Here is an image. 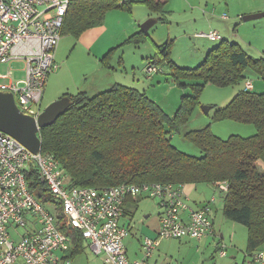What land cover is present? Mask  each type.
<instances>
[{
	"label": "trees",
	"instance_id": "trees-1",
	"mask_svg": "<svg viewBox=\"0 0 264 264\" xmlns=\"http://www.w3.org/2000/svg\"><path fill=\"white\" fill-rule=\"evenodd\" d=\"M131 2L72 0L62 35L71 32L81 36L87 29L100 25L107 10L115 6L130 9ZM146 3L151 10L160 11L167 2ZM147 36L140 30L128 41L141 43ZM149 64L170 68L174 83L193 89L192 94L182 96L174 116L145 91L122 83L93 95L79 91L69 95L68 109L41 130L43 152L53 154L77 186L208 182L216 187V182L227 181V191L216 188L223 200L222 212L227 219L248 227L246 256L251 257L264 244V172L258 166L259 161L264 162V92L246 87V71L251 67L264 80V56L253 58L238 43L222 37L194 68L178 65L171 58L169 41L159 46L157 56ZM242 81L245 88L225 106L216 107L214 118L252 124L256 128L254 135L233 134L223 139L209 126L185 129L199 105L198 93L206 85L231 86ZM181 131L201 149L202 156L189 155L172 143V134ZM26 175L28 186L38 199L47 207L56 205L57 226L70 248L78 251L85 240L82 233L65 223L62 206L53 201L38 169L31 167ZM138 198L142 197H130L128 201L134 200L137 207ZM183 238L188 237L172 239Z\"/></svg>",
	"mask_w": 264,
	"mask_h": 264
},
{
	"label": "built area",
	"instance_id": "built-area-1",
	"mask_svg": "<svg viewBox=\"0 0 264 264\" xmlns=\"http://www.w3.org/2000/svg\"><path fill=\"white\" fill-rule=\"evenodd\" d=\"M71 1L0 0V91L12 93L20 112L36 121L43 111L49 76L60 67L55 52ZM202 35L222 39L217 30ZM161 71L158 65L145 67L147 75ZM246 87L253 88L252 80L246 81ZM39 134L41 137V130ZM31 167L38 169L53 201L62 206L65 223L82 233L91 251L105 264H146L158 238L201 240L214 232L210 205H190L185 184L73 185L53 154L43 152L42 147L34 153L0 130V264H71L70 258L59 254L70 246L57 226L56 214L28 186L26 172ZM215 185L222 191L229 187L227 181ZM147 196L162 209L160 227L156 238L143 237L144 257L132 259L125 246L130 228L122 224V218L130 197ZM219 254L227 255L225 245L219 248ZM251 259L264 264V247Z\"/></svg>",
	"mask_w": 264,
	"mask_h": 264
},
{
	"label": "rangeland",
	"instance_id": "rangeland-1",
	"mask_svg": "<svg viewBox=\"0 0 264 264\" xmlns=\"http://www.w3.org/2000/svg\"><path fill=\"white\" fill-rule=\"evenodd\" d=\"M209 4L208 8L194 9L192 4L187 5L182 0H175V12L172 17L170 16L169 20H159L153 25L148 32H145L148 36L141 43L128 40L141 30L140 26L145 21L156 17V15H149L147 6L140 1L134 2L130 9L116 6L110 8L106 11L103 22L87 29L82 33V36L71 32L64 33L55 52V60L60 65L59 71L56 70L50 74L42 102L43 109L65 95H75L79 91L93 90L94 88H99L101 91L106 90L111 86L107 84V79L111 77L115 82L140 90L145 89L146 91L147 87V92L149 89V92L155 94L160 91V98L157 102L169 115L174 116L181 105L182 96L185 93L192 94L193 89L190 85L183 87L176 83L175 88H169V84L165 81L166 75L170 72L168 67H163L160 74H155V76H160L149 79L151 75H147L144 68L150 60L157 56L159 46L169 41L171 58L183 67L194 68L203 61L209 49L221 41V39L211 41L207 36L200 37V34L218 30L223 39L238 43L253 58L264 56V26H260L264 22V17L244 21L238 13L241 8L240 0H230V7L227 6L226 0H210ZM216 7L217 12H215ZM159 12L157 10V13ZM160 15L163 17L162 14ZM204 16L208 17L209 24ZM163 18L165 19V17ZM207 24L208 27H204ZM108 73H112V75L109 76ZM246 74L248 79L252 80V90L264 92V80L251 67L247 68ZM133 78L135 79L133 80ZM244 86L245 81L231 86L206 85L198 93L199 105L185 129L197 130L209 126L215 135L223 139L233 134L254 135L256 128L252 124L233 120L217 121L214 118V109L228 104ZM51 98L56 99L52 101ZM202 106H213L214 108L205 113ZM172 143L189 155H203L201 149L185 138L182 131L172 134ZM196 187V191L192 194L193 200L189 196L191 203L194 204L197 200L196 202L203 201V203L213 206L215 210L221 207V193L216 187L214 189L208 182H201ZM213 196L216 197V202L212 201ZM55 207V204L48 205L53 213L57 211ZM161 211L162 209L154 198L142 197L138 201L135 214L123 220L131 227L130 238H125L129 256H132L131 247L137 246L140 258L144 257L141 248L142 239L147 236V228L154 230L156 226H159L158 217ZM220 213L222 214V212ZM226 221L233 223L230 220ZM242 225L240 223V226L244 227ZM19 230L24 232V228H19ZM238 232L240 233L239 230ZM162 239V245L158 247V250L169 253L168 260L176 263L177 259L180 260L176 257L178 251L181 250L179 239ZM226 249L230 259L228 247ZM215 255L218 258V254L215 253Z\"/></svg>",
	"mask_w": 264,
	"mask_h": 264
},
{
	"label": "crops",
	"instance_id": "crops-1",
	"mask_svg": "<svg viewBox=\"0 0 264 264\" xmlns=\"http://www.w3.org/2000/svg\"><path fill=\"white\" fill-rule=\"evenodd\" d=\"M136 1L143 2L149 10V15H152V14L156 15V18H158L157 22H159V20H161V19L162 20H166V19L169 20V17L170 16L172 17V15L175 12V0H157V1H161V2H167L164 5V7L161 8L159 13H157V11L151 10V8L146 3V1H148V0H132L131 4H134V2H136ZM182 1L184 3H186L187 5L192 4L194 9H201V7L208 8L210 6V4H209L210 0H182ZM226 2H227V6L229 5V7H230V0H226ZM240 2H241V8H240L238 13H240L239 15L242 18L244 15H247V14H252V13L264 11V0H240ZM215 12H217V7L215 9ZM160 14H162L163 17H165V19ZM207 14H208V12H207ZM210 17H212V16H210ZM225 17H227V16H225ZM159 18H161V19H159ZM204 18L207 20V23H208V17L204 16ZM208 24L205 25L204 27H208ZM260 26H264V22H262ZM200 37H206V36H200ZM156 74H160V73H156ZM108 75L111 76L112 73H108ZM128 76H131V75H128ZM156 76H160V75H156ZM156 76H155V74H153L150 76L149 79H153ZM49 79H48V82H49ZM134 79L135 78H133V80ZM159 79L161 80V77ZM107 81H108L107 84L111 85V86H113L115 83H118V82H115L113 80V78H111V77L109 79H107ZM165 81L167 82V84H169L168 85L169 88H171V87L175 88L176 87V84L174 82H172V80H171L170 72L166 75ZM48 82H47V85L45 88V93H46V90L48 87ZM159 83H162V82L159 81ZM103 87H104V84H103ZM166 87L167 86L165 85V88ZM244 88H245V86H244ZM82 91H85L90 95H93V94L100 92L101 90H99V88H94L93 90L87 89V90H82ZM143 91H145V89ZM149 91H150V89L147 92V87H146L145 92L147 93V95L157 102L158 99L160 98V91H158L157 94H155L154 92H149ZM44 97H45V95H44ZM51 99L53 101L56 98H51ZM258 166H259V169L264 172V162L259 161ZM196 186H198V184H193V183L185 184V190H186L187 194H189V196L191 197V200H193V197H194L192 194L197 189ZM211 186H213V188L215 189L214 184H211ZM213 197H215V196H213ZM138 199H140V198H138ZM191 200L189 201V203H190V205H192L194 207L198 208V207H202V206L206 205V203H203V201L200 203L196 202L197 200H195V203L193 204V203H191ZM216 200L217 199L215 197L214 202H216ZM221 200H222V197H221ZM127 204H128L127 205V209H128L127 211L128 212L122 218V224L131 228L130 224H128V225L125 224V222H123V220L125 218L132 217L135 214L137 207H135L134 200H132V199H130ZM210 207L212 209L211 214H212V218H213V222H214V230H215V232L213 234L207 235L201 240H195V239H190V238L179 239V243H180L179 247L181 248V250L178 251V255H176V257L180 258V260L177 259L176 263H173L172 261L168 260L169 253L162 252L161 250H158L159 249L158 247H160L162 245L161 240H163V239L158 238L156 247H155L152 255L147 259L146 263L147 264H256L255 262L252 261L251 257L246 256V249H247V242H248V227L245 225H242V224L241 225L244 227H241L240 223L236 222V221L230 220L231 222H233L232 224L229 223V221H226L229 219H227L223 215V212H222L221 207H223V200L221 201V207L216 208V210L213 206L210 205ZM220 212H222V214ZM158 221H159V226H156L154 230L152 228H147V236L152 237V238L157 237V233H158V230L160 227V213H159ZM228 224H230V225H228ZM238 230L240 231V233L238 232ZM128 237L130 238V234L126 237V239ZM141 245H142V242H141ZM222 245H225L226 248L228 247V249H229L228 251H229V254L231 256L230 259H229V255L228 256L227 255L226 256L219 255V248ZM125 246H126V244H125ZM80 247L81 248H79L78 251H75L71 247L67 252H61L59 254L63 257H69L71 259V264H105L103 262V260L101 259V257L95 255L91 251L90 246L88 244V241L84 240ZM262 247H264V244ZM141 248H142V246H141ZM126 249L128 252L127 246H126ZM131 249H132V256H129V255L128 256L132 259L140 258L141 255L138 252L137 246H134L133 248L131 247ZM215 253L218 254V258L216 257Z\"/></svg>",
	"mask_w": 264,
	"mask_h": 264
},
{
	"label": "water",
	"instance_id": "water-1",
	"mask_svg": "<svg viewBox=\"0 0 264 264\" xmlns=\"http://www.w3.org/2000/svg\"><path fill=\"white\" fill-rule=\"evenodd\" d=\"M264 17V11L247 14L243 16L244 21H250ZM158 18L151 17L145 21L140 29L148 32L155 25ZM71 105V99L65 95L43 109L38 121L33 117L20 112L12 93L0 91V130L14 136L31 151H40L42 140L40 130L53 124ZM212 106H202L205 113L211 110Z\"/></svg>",
	"mask_w": 264,
	"mask_h": 264
},
{
	"label": "bare ground",
	"instance_id": "bare-ground-1",
	"mask_svg": "<svg viewBox=\"0 0 264 264\" xmlns=\"http://www.w3.org/2000/svg\"><path fill=\"white\" fill-rule=\"evenodd\" d=\"M221 34V33H220ZM214 41H216V40H214ZM41 140H42V138H41ZM41 147H42V145H41ZM86 240V239H85ZM87 241V240H86ZM127 250V249H126ZM128 253V252H127Z\"/></svg>",
	"mask_w": 264,
	"mask_h": 264
}]
</instances>
